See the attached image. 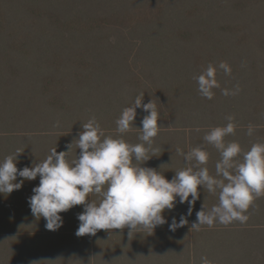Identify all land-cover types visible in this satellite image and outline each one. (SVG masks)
<instances>
[{"label": "trees", "instance_id": "16d2710c", "mask_svg": "<svg viewBox=\"0 0 264 264\" xmlns=\"http://www.w3.org/2000/svg\"><path fill=\"white\" fill-rule=\"evenodd\" d=\"M222 61L231 74L218 69L220 87L212 99L202 97L194 77ZM237 84V95L222 94ZM140 93L143 103L156 104L161 125L153 143L159 151L142 166L169 165L161 169L168 180L184 167L178 146L188 152L203 145L215 174L220 155L203 137L227 116L238 127L226 142L244 151L264 142V0H0V161L19 149L20 170L53 148L66 152L92 117L106 136L140 143L142 108L131 131L120 134L115 123ZM79 152L73 144L66 160ZM39 181L0 193V264H202L201 257L264 264V196L245 223L192 229L202 204L219 203L218 192L201 189L190 216L187 202L165 210L169 223L182 214L187 220L175 231L166 223L153 232L138 228L132 238L127 226L78 237L84 205L60 213L56 231L32 215L28 198ZM88 199L99 202L97 194Z\"/></svg>", "mask_w": 264, "mask_h": 264}, {"label": "clouds", "instance_id": "9594fccd", "mask_svg": "<svg viewBox=\"0 0 264 264\" xmlns=\"http://www.w3.org/2000/svg\"><path fill=\"white\" fill-rule=\"evenodd\" d=\"M218 69L231 74V67L222 61L216 66L209 64L194 77L200 95L209 100L214 96L213 89L220 87L216 79ZM239 91L237 84L233 90L224 89L222 94L237 95ZM143 100L144 93L137 95L134 104L125 107L115 122L118 133L131 131L137 109L142 108L147 115L141 120L142 127L137 128L141 133L140 143H128L123 135L106 136L92 117L82 124L78 139L67 146L66 152L58 153L53 148L45 160L20 170L16 166L20 150L6 156L0 161V193L10 194L21 189L24 180L32 181L39 176V185L28 198L32 215L44 218L46 229L56 231L63 225L60 213L84 205L77 217L80 221L76 231L78 237L127 226L128 236L132 238L138 228L153 232L166 223L170 231H175L187 224V220L182 214L178 221L173 216L169 223L164 216L165 210L172 211L177 203L187 202V215L190 216L201 189L213 195L218 192L219 203L210 209L202 204L192 229L199 230L201 225L211 227L217 222L224 225L233 221L247 222L249 216L245 213L255 199L264 196V142L253 143L247 151L237 141L226 142L225 138L234 135L238 127L235 117L227 116L224 126L213 127L203 137L220 155L215 163V174H210L206 166L210 154L203 145L188 152L178 146L176 153L183 157L184 167L168 180L161 169L169 165H161L160 171L142 166L159 151L153 143L161 127L156 104L153 101L143 103ZM56 126L59 127V122ZM254 132L255 126L248 125L246 134L251 137ZM73 144L80 152L69 162L66 156ZM18 176L23 179L16 182ZM89 194H97L99 202L86 203ZM201 261L212 264L207 257H201ZM31 264L41 262L32 261Z\"/></svg>", "mask_w": 264, "mask_h": 264}]
</instances>
